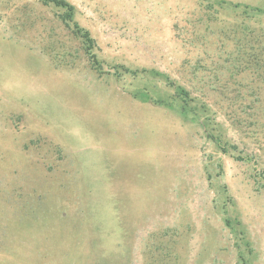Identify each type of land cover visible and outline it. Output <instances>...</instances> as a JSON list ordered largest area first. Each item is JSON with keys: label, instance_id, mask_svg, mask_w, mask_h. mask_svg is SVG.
Returning a JSON list of instances; mask_svg holds the SVG:
<instances>
[{"label": "rangeland", "instance_id": "obj_1", "mask_svg": "<svg viewBox=\"0 0 264 264\" xmlns=\"http://www.w3.org/2000/svg\"><path fill=\"white\" fill-rule=\"evenodd\" d=\"M67 1L98 64L60 8L0 0V264H264V80L199 89L264 0ZM177 84L200 122L165 105Z\"/></svg>", "mask_w": 264, "mask_h": 264}, {"label": "trees", "instance_id": "obj_2", "mask_svg": "<svg viewBox=\"0 0 264 264\" xmlns=\"http://www.w3.org/2000/svg\"><path fill=\"white\" fill-rule=\"evenodd\" d=\"M43 4L48 5L52 4L55 7L60 8L62 11L59 14V18L65 24L66 28L71 29L76 35L82 39V47L85 53L89 54L92 57L91 62L98 64L99 60L92 54L91 50L95 46V40L90 36L89 31L85 28H82L74 19V6L67 0H40ZM223 3V2H220ZM213 5L212 2H207L206 11L209 14V11H212L211 8ZM242 4H234L235 7H238ZM214 6V5H213ZM243 9L241 10V15L243 18L249 17L254 13H262L263 8L242 5ZM21 12H26V8L20 10ZM245 16V17H244ZM189 20V19H188ZM190 21V20H189ZM176 22V21H175ZM174 22V23H175ZM175 35L182 40L183 43H189L194 47V42H201L204 44V33H198L197 30L192 28H186V25H180L175 23ZM228 31L232 33L231 36H235L234 41L235 48L232 50H223L226 54L223 62L224 65H220L219 62H216V58L211 57L210 60L213 62L209 68H207L208 78L202 82L199 89L206 94L208 92L207 87L211 86L212 91H225L234 96L229 98L232 101H237L238 96H240L241 88H248L249 93L254 94L255 88L249 83H243L241 81H233L231 86L228 85L229 82L220 83L219 76L216 77L218 70H226L228 72V79L233 78V76L238 75L245 70H250L253 73H256L261 80H264V26H258L254 28L246 22L240 24H234L231 27L227 28ZM188 35L189 38H186L185 35ZM227 35L224 33V37ZM229 38V34H228ZM222 51V52H223ZM227 52V53H226ZM207 53V52H206ZM209 58V56H207ZM202 56L195 57L192 65V75H196L198 71L203 68ZM215 65V68L212 66ZM222 68V69H221ZM217 84L218 86H214ZM215 89V90H214ZM259 91V88H257ZM193 91V90H192ZM175 97H173L174 102L166 103L168 107H171L179 116L184 117L190 121H201V112H206L205 104L199 102L197 98L192 95L190 88H185L184 86L177 84ZM220 94V93H219ZM206 99L205 97H203ZM159 101V100H158ZM254 101V100H253ZM256 101V100H255ZM233 120V119H232ZM213 137V136H212ZM215 137V136H214ZM228 222V220H226Z\"/></svg>", "mask_w": 264, "mask_h": 264}]
</instances>
